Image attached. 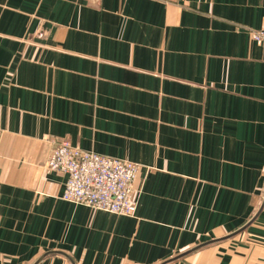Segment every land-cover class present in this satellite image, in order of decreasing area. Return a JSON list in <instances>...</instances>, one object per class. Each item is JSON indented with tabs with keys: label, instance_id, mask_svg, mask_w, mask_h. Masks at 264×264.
Returning <instances> with one entry per match:
<instances>
[{
	"label": "crops",
	"instance_id": "1",
	"mask_svg": "<svg viewBox=\"0 0 264 264\" xmlns=\"http://www.w3.org/2000/svg\"><path fill=\"white\" fill-rule=\"evenodd\" d=\"M263 26L264 0H0V264H264ZM64 140L140 165L134 215L62 198Z\"/></svg>",
	"mask_w": 264,
	"mask_h": 264
},
{
	"label": "built area",
	"instance_id": "2",
	"mask_svg": "<svg viewBox=\"0 0 264 264\" xmlns=\"http://www.w3.org/2000/svg\"><path fill=\"white\" fill-rule=\"evenodd\" d=\"M252 38L264 44V26L252 31ZM47 167L67 176L62 198L118 215H134L138 163L83 150L62 141L56 146Z\"/></svg>",
	"mask_w": 264,
	"mask_h": 264
},
{
	"label": "water",
	"instance_id": "3",
	"mask_svg": "<svg viewBox=\"0 0 264 264\" xmlns=\"http://www.w3.org/2000/svg\"><path fill=\"white\" fill-rule=\"evenodd\" d=\"M236 234H237V232H236V233H233L232 235H229V237H233V236H235ZM217 241H219V239L214 240V241H211L210 243H207V244H211V243H214V242H217ZM207 244H206V245H207ZM202 246H203V245H202ZM197 248H199V247H197ZM197 248H195V249H197ZM195 249H192L191 251H188V252H186V253L180 254V255H178L177 257H175V258H173V259H169L168 261H165V262L162 263V264H170V263H172V262H175V261L179 260L181 257H184L185 255H187L188 253L192 252V251L195 250Z\"/></svg>",
	"mask_w": 264,
	"mask_h": 264
},
{
	"label": "rangeland",
	"instance_id": "4",
	"mask_svg": "<svg viewBox=\"0 0 264 264\" xmlns=\"http://www.w3.org/2000/svg\"><path fill=\"white\" fill-rule=\"evenodd\" d=\"M55 148V147H54ZM53 151V150H52ZM52 153V152H51ZM51 153H50V155H51ZM50 155H49V157H50ZM49 157H48V159H49ZM115 158H117V157H115ZM48 159H47V161H48ZM118 159H121V158H118ZM124 160H126V159H124ZM47 161H46V167H47ZM128 161H130V160H128ZM48 168V167H47ZM49 170H52V169H50V168H48ZM54 171H57V170H54ZM63 173V172H62ZM65 174V173H64ZM135 191V190H134ZM104 211V210H103Z\"/></svg>",
	"mask_w": 264,
	"mask_h": 264
}]
</instances>
